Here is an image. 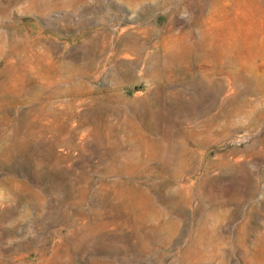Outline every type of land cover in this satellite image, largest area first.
I'll return each mask as SVG.
<instances>
[{"label": "rangeland", "instance_id": "obj_1", "mask_svg": "<svg viewBox=\"0 0 264 264\" xmlns=\"http://www.w3.org/2000/svg\"><path fill=\"white\" fill-rule=\"evenodd\" d=\"M0 264H264V0H0Z\"/></svg>", "mask_w": 264, "mask_h": 264}]
</instances>
